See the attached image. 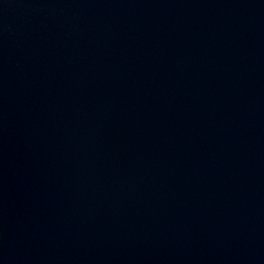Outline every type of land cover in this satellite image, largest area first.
I'll use <instances>...</instances> for the list:
<instances>
[{"label": "water", "instance_id": "95a60500", "mask_svg": "<svg viewBox=\"0 0 264 264\" xmlns=\"http://www.w3.org/2000/svg\"><path fill=\"white\" fill-rule=\"evenodd\" d=\"M0 264H264V0H0Z\"/></svg>", "mask_w": 264, "mask_h": 264}]
</instances>
